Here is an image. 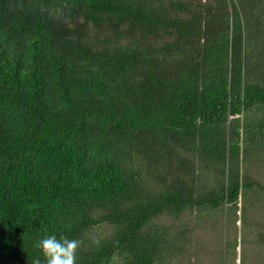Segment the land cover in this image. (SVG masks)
<instances>
[{"label": "trees", "instance_id": "obj_1", "mask_svg": "<svg viewBox=\"0 0 264 264\" xmlns=\"http://www.w3.org/2000/svg\"><path fill=\"white\" fill-rule=\"evenodd\" d=\"M229 1L225 23L222 6L184 18L155 0H0V264H33L51 234L82 241L76 264H154L173 242L152 219L229 215L264 189L241 172L258 144L245 116L264 107V64L246 63L240 17L259 0ZM89 22L107 30L89 36ZM158 29L177 38L156 40ZM180 39L200 55L178 60ZM141 158L164 163L161 190L143 187ZM205 170L214 179L195 188ZM101 224L113 234L90 242Z\"/></svg>", "mask_w": 264, "mask_h": 264}, {"label": "rangeland", "instance_id": "obj_2", "mask_svg": "<svg viewBox=\"0 0 264 264\" xmlns=\"http://www.w3.org/2000/svg\"><path fill=\"white\" fill-rule=\"evenodd\" d=\"M168 1L155 0V3H161L168 9L171 6L172 9L169 10L171 15L184 18L194 12L203 13V5L211 6V9L213 6L216 8L222 6L223 9L215 15L225 16V23L227 21L229 23L232 19L229 0H173L185 3L188 7L186 9L174 7ZM235 1L238 2V0ZM245 10L246 14L242 11L240 18L251 25L245 30L246 63L248 65L264 64V0H259ZM82 25L89 36L107 30L104 28V23L98 25L89 22ZM228 34L229 29L226 27L222 35L229 40ZM218 37L215 36L210 43L215 48L220 45L227 48L228 41L223 40L220 43L217 41ZM174 38L177 36L172 31L163 29H158L155 35L156 40ZM178 41L184 49L178 60L186 62L200 55L202 47L197 41L187 39ZM216 59L220 63L224 62L219 54L216 55ZM245 118L246 122L256 129L258 144L249 150L246 162L241 166V172L264 187V107L256 106L247 113ZM257 122L263 124L261 131L255 128ZM184 156L185 154H181L182 158ZM137 164L140 167L143 187L148 191L161 190L164 187L166 181L161 182L162 177L158 174L160 168H164L162 161L149 164L146 159L141 158L137 160ZM164 173L167 174L166 171ZM214 174L215 171H203L195 181V188L209 184L214 179ZM244 211L246 218L243 220L241 215ZM183 225L189 226L187 232L178 231ZM150 227L155 230L159 229V231L169 227L170 229L167 230L173 242L169 247L163 248L164 255L154 264H264V189H259L254 185L246 190L240 198L237 211L231 209L229 215H227L226 206L202 213L197 209H187L178 219L166 214L152 219L148 225V228ZM113 232V226L101 224L90 229L87 232V238L90 242L98 241L110 236ZM123 260L122 257H115L110 264H124Z\"/></svg>", "mask_w": 264, "mask_h": 264}, {"label": "clouds", "instance_id": "obj_3", "mask_svg": "<svg viewBox=\"0 0 264 264\" xmlns=\"http://www.w3.org/2000/svg\"><path fill=\"white\" fill-rule=\"evenodd\" d=\"M81 244L78 239L58 238L55 234L42 237L35 243L40 256L34 259L33 264H42V260L43 264H76Z\"/></svg>", "mask_w": 264, "mask_h": 264}]
</instances>
